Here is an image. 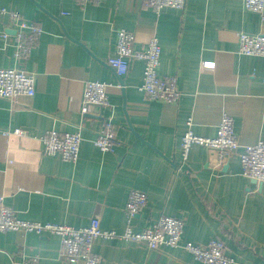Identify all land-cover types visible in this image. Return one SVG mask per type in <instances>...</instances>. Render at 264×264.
<instances>
[{
    "label": "crops",
    "instance_id": "0c3cea01",
    "mask_svg": "<svg viewBox=\"0 0 264 264\" xmlns=\"http://www.w3.org/2000/svg\"><path fill=\"white\" fill-rule=\"evenodd\" d=\"M41 30L23 69L35 76V94L0 98V199L25 221L88 226L122 233L131 191L147 206L131 221L134 232L161 216L183 220L182 243L219 240L233 264H264V184L242 175L239 158L220 164L194 145L183 161L179 143L188 128L211 138L220 119H233L241 146L264 141V57L238 53L239 33L264 34V22L242 0H186L183 10L159 13L143 0H0ZM126 29L140 48L154 36L161 49L158 74L174 76L177 104L151 101L139 89L143 64L119 77L107 65L115 34ZM8 16L0 14V69L16 67ZM210 72L201 71L203 63ZM107 85L109 106L80 112L84 86ZM191 126H187V122ZM117 130L112 152L95 146L98 131ZM20 129L23 136L6 132ZM80 131L76 162L42 152L40 136ZM101 264H203L181 247L148 250L122 239H97ZM59 237L47 232H0V264H66Z\"/></svg>",
    "mask_w": 264,
    "mask_h": 264
},
{
    "label": "built area",
    "instance_id": "2783aa9c",
    "mask_svg": "<svg viewBox=\"0 0 264 264\" xmlns=\"http://www.w3.org/2000/svg\"><path fill=\"white\" fill-rule=\"evenodd\" d=\"M101 0H82L83 3H98ZM186 0H143L146 8L159 13L164 9L183 10ZM243 9L254 13L264 22V0H242ZM0 14L8 16L10 29L2 32L5 40H11L14 47L13 58L17 66L0 69V98L14 102L19 97H32L35 94V76L26 72L23 65L28 58L41 30L37 24L23 21L19 14L5 10L0 6ZM238 53L245 56L264 57V34L239 33L237 37ZM161 49L157 39L151 36L145 45L135 47V35L126 29H119L115 34L114 56L108 58L107 65L117 76L123 77L129 70L131 62L143 64L142 84L139 89L151 101L177 104L181 96L174 76L162 77L158 74ZM212 64L205 62L201 71L210 72ZM109 106L107 85L103 82L89 81L84 86L80 112L89 114L94 108L102 109ZM191 126V122H187ZM23 136L20 129L6 132L4 135ZM39 141L44 155H57L65 162H76L81 144L80 131L59 134L54 130L44 132ZM119 145L117 130L107 126L98 131L95 146L103 152H112ZM199 145L212 151L220 164L237 156L240 161L242 175L247 180L264 184V141L241 146L238 143L233 119L224 114L219 122L214 137L206 138L193 134L188 130L179 143L182 160H187L190 148ZM147 206V196L140 191H131L124 207L126 225L122 233L114 230H103L98 217H93L88 226L73 228L67 225L41 224L19 219L15 212L4 205L0 199V232L23 231L41 234L44 232L59 237V258L66 264H101V260L93 252L97 239H122L143 244L148 250H158L161 247H181L191 254L195 260L203 264H233V259L224 252V246L219 240H211L205 245L182 243L183 220L174 217L161 216L151 227L140 232H134L131 221Z\"/></svg>",
    "mask_w": 264,
    "mask_h": 264
}]
</instances>
